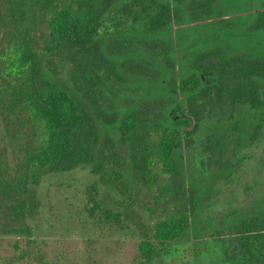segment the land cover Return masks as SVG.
<instances>
[{
  "label": "trees",
  "instance_id": "1",
  "mask_svg": "<svg viewBox=\"0 0 264 264\" xmlns=\"http://www.w3.org/2000/svg\"><path fill=\"white\" fill-rule=\"evenodd\" d=\"M189 30L218 35L186 52ZM260 140L264 0H0L5 264L84 263L91 237L51 256L31 224L43 178L77 168L90 226L138 232L133 264H264V195L214 215Z\"/></svg>",
  "mask_w": 264,
  "mask_h": 264
},
{
  "label": "rangeland",
  "instance_id": "2",
  "mask_svg": "<svg viewBox=\"0 0 264 264\" xmlns=\"http://www.w3.org/2000/svg\"><path fill=\"white\" fill-rule=\"evenodd\" d=\"M256 1L251 0L253 3ZM216 35H218L216 32L189 30L181 42L186 47V52H193L200 50L207 43L213 44ZM137 86L139 84L136 81L133 88ZM96 180L97 176L88 168H77L68 173L44 177L38 188L43 202L41 214L31 220L34 236L51 256L65 250H75L79 253L81 249H84L86 239L91 237L92 242L88 243L89 252L81 253L82 260L84 258L82 262L133 264L139 242L138 232L124 228H119L116 232L107 228L96 229L95 225L90 226L86 214L82 212L86 203L87 187ZM155 192L156 190L151 191L153 197L156 195ZM141 194V204L152 199L145 191ZM263 195L264 140H260L244 160L239 176L220 188L215 204L217 211L214 215L218 219L222 213L256 198L259 199ZM16 241L19 239L15 236H0V264H5L7 256L12 254L13 243ZM43 241L48 245H44ZM191 250L187 248L186 255H189ZM195 263H197L195 260L187 262L182 258L176 259V264Z\"/></svg>",
  "mask_w": 264,
  "mask_h": 264
}]
</instances>
